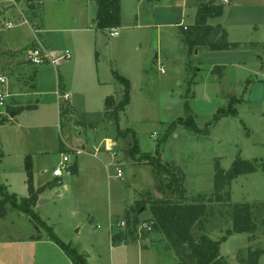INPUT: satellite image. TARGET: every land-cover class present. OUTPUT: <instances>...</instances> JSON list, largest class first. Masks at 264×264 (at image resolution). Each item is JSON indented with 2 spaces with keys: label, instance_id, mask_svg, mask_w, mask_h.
Listing matches in <instances>:
<instances>
[{
  "label": "rangeland",
  "instance_id": "374dc122",
  "mask_svg": "<svg viewBox=\"0 0 264 264\" xmlns=\"http://www.w3.org/2000/svg\"><path fill=\"white\" fill-rule=\"evenodd\" d=\"M200 1L223 4V14L209 22L221 23L235 46L190 49L185 43L184 26L195 23ZM34 5L30 9L21 2L15 7L10 0H0V76L8 81L0 83V95L7 94V105H36L15 118L3 108L9 119L0 125V183L18 198L26 196L27 158L34 185L40 186L54 178L53 169L62 154H68L78 172L63 175L60 184L44 190L35 211L63 243L84 254L88 264H137L140 243L148 245L151 255L163 246V235L156 231L126 246L112 243V232L137 200L157 198V193L164 199L207 200L214 192L217 161L227 172L232 170L230 175L237 158L264 161V0H120L117 36L98 27L96 0H41ZM36 22L47 29L50 45V58L38 65L26 57ZM66 50L69 59H63ZM52 58L61 59L52 63ZM216 66H222V74L214 71ZM57 71L68 81V101L91 118L74 113L68 124L59 114L58 101L64 99L57 98ZM120 76L129 80L130 90L119 127L135 133V158L126 152L130 138L114 141L117 125L103 115L107 96L124 97ZM220 109H236L237 115L216 121ZM189 117L198 131L184 122ZM107 141L113 144L111 150ZM64 143L83 152H61ZM145 154L176 169L178 180L183 178L182 194L175 188L158 191V181L170 177L158 175L141 158ZM226 191L232 203L264 202V170L235 175ZM228 202H212L213 213L204 223L212 239L232 227ZM136 214L143 222L151 213L147 207ZM262 220L263 212L253 240L247 233H232L221 243L229 264H247L238 257L241 252L247 256L249 248L258 251L257 264H264ZM33 237L51 240L29 215L7 205L0 217V264H72L61 248L36 243Z\"/></svg>",
  "mask_w": 264,
  "mask_h": 264
},
{
  "label": "trees",
  "instance_id": "16d2710c",
  "mask_svg": "<svg viewBox=\"0 0 264 264\" xmlns=\"http://www.w3.org/2000/svg\"><path fill=\"white\" fill-rule=\"evenodd\" d=\"M98 3V27L99 28H117L121 24L120 16V0H96ZM25 4L34 9V0H25ZM223 4L216 3H200L195 14V23L191 26H184L186 34L184 36L185 43L193 49L204 45L212 50L229 49L235 46L233 42L228 40L226 29L221 24H211L209 19L219 17L223 14ZM219 69V74H222V66L214 67V71ZM119 79L125 85L124 97L116 102L113 96H108L105 100L106 109L104 116L113 121L117 125L116 140L129 139L130 148L126 149L128 155L136 157L139 153L137 139L135 133L131 129H121L119 127L120 111L129 103L130 82L126 77L120 76ZM234 99L233 101H236ZM186 104V103H185ZM187 105V104H186ZM31 106L28 105H6L7 113L12 111L21 112ZM69 108L60 105V114L65 115L64 118L68 124L71 116L68 115ZM237 115V110L220 109L214 116V120H218L223 116ZM0 125L8 121L6 113L0 112ZM192 119V117H189ZM184 121L193 130H199L193 119L188 122ZM71 151L61 145V152ZM147 163L151 164L158 175L164 174L170 177V181L164 182L160 179L157 185L158 191L175 188L179 194L184 192L183 178L178 180L177 171L174 167H167L160 157L155 158L147 154L141 156ZM135 160V159H134ZM258 168L264 170V161L244 160L237 158L234 162V174L230 175L222 166L220 161L215 164V179L214 192L212 197L207 200L200 196L198 201L189 202L184 198H153L149 200H137L127 212L125 216L126 227L119 228L112 232L111 241L113 244H126L129 241L137 240L136 225L141 222L136 214L142 207H148L151 216L144 221H152V231L159 232L165 240V249L171 250L180 264H229L228 260L221 253V243L225 241L232 233H247L250 240H253V235L257 230V220L259 214L263 212L264 202L260 203H232L230 202V192L226 188L230 187L232 179L235 175L242 173H250ZM26 169V184L28 194L18 198L13 192H9L8 188L0 183V217H4L7 213V205L12 206L19 212L29 215L35 223L36 228L42 227L47 230L52 241H54L70 258L72 264H88L84 254L79 253L77 249L70 244H65L57 237L54 232L41 220V217L35 211V207L39 200L40 194L49 187H54L62 181L60 178H54L47 181L41 186H35L33 182V167L32 161L28 157L25 164ZM75 173L74 165L72 166ZM228 202L227 215L232 220V227L225 230V234L218 240L212 239L207 233V226L204 224L208 216L213 213L211 207L212 202ZM133 214V215H132ZM264 223V220H262ZM258 251H253L249 248L248 257L241 252L239 261L247 264H257L255 254Z\"/></svg>",
  "mask_w": 264,
  "mask_h": 264
},
{
  "label": "crops",
  "instance_id": "0c3cea01",
  "mask_svg": "<svg viewBox=\"0 0 264 264\" xmlns=\"http://www.w3.org/2000/svg\"><path fill=\"white\" fill-rule=\"evenodd\" d=\"M230 1V0H229ZM36 2H39L40 4H41V0H34V4L36 3ZM200 3H202L201 1L198 3V5L200 4ZM208 3H215V2H213V1H210V2H208ZM97 21H98V10H97ZM209 22V21H208ZM210 23V22H209ZM212 24V23H211ZM216 24H221V23H216ZM222 25V24H221ZM34 28H33V32H34V34H35V37H34V41H32L31 43H29V44H27V45H29V46H27L26 47V50L29 48V47H31L34 43H35V41H36V39L37 40H39L43 45H44V47L47 49V51H48V49H49V44H47V37L44 35V32L47 30V29H42V27L39 25V23H34ZM32 26V27H33ZM223 26V25H222ZM224 27V26H223ZM225 28V27H224ZM226 29V28H225ZM226 32H227V34H229L228 33V31H227V29H226ZM47 33V32H46ZM76 65H78V63H76L75 64V66ZM58 72V74H57V76H58V78H57V85L59 86V90H57L59 93H61V92H63V93H68L69 94V90H68V87H67V82L68 81H66V79H65V77H64V80H63V78L61 77V75H60V73H59V71H57ZM62 81V82H61ZM66 81V82H65ZM10 90H12V86H11V84H10ZM56 91V92H57ZM57 92V93H58ZM109 96H113L114 98H115V100H116V102H118V101H120L121 99H118V98H116L114 95H109ZM108 97V96H107ZM57 98L58 99H61V98H59L58 97V94H57ZM68 99H70V95H69V98ZM68 99H64L63 101H58V108H59V114H60V105L62 104H64L65 106H67L68 108H69V113H68V115H72V114H74V113H79L80 115H81V117H83L84 118V120L85 119H87L88 117H90L91 118V116H88L87 114H85V112H79L78 110H77V108L74 106V105H72L71 104V101H68ZM20 105H23V104H18V105H13V106H20ZM26 105H28V106H31V107H29V108H36V105H31V104H26ZM106 107V106H105ZM29 108H27V109H29ZM106 109V108H105ZM105 111V110H104ZM12 112H15L14 113V116L12 117V118H15L16 117V114H18V112H16V111H12ZM11 112V113H12ZM10 113V114H11ZM121 113V112H120ZM103 115H104V113H103ZM120 115V114H119ZM93 118V117H92ZM99 119V118H98ZM100 121V119L98 120V122ZM98 122H97V125H98ZM5 123V122H4ZM3 123V124H4ZM111 123L113 124V121H111ZM96 125V126H97ZM114 141H116V139H114ZM114 141H112V142H114ZM115 143V142H114ZM66 143H64V146H65V148H67L66 147ZM111 145H113L112 143H111V141H107V146H109V147H111ZM73 165H74V168H75V172L77 173L78 172V164L77 163H73ZM33 178H34V171H33ZM54 178H57V177H54ZM54 178H52V179H49V180H47V181H50V180H53ZM27 179V178H26ZM46 181V182H47ZM26 182V181H25ZM45 182V183H46ZM6 184V183H5ZM44 184V183H43ZM27 185V184H26ZM7 186V188H8V190H9V187H8V185H6ZM41 186V185H40ZM37 187V186H36ZM26 191H27V194H28V189H26ZM42 194V193H41ZM41 194H40V196H41ZM158 194V193H157ZM40 196H39V200H38V202H37V205L36 206H38V204H39V201H40ZM158 196V195H157ZM21 197H23V196H21ZM157 198H161V195L160 196H158ZM147 208V207H146ZM145 207H142L141 208V210H145L146 209ZM150 216H151V214H150ZM149 216V217H150ZM210 236V235H209ZM34 238V240L36 241V243H39V242H46V243H49L50 245H54L53 247H57V249H60V247H58L57 246V244L55 243V242H53L52 240H46V239H44V238H37V237H33ZM37 238V239H36ZM161 240H162V243H163V246H162V249H164V250H162L161 249V252H157L158 254L156 255V253L155 254H148V252L150 253V251H149V248H148V245L147 244H145V243H140V246L138 245L137 247H138V254H137V264H138V260H139V262H140V264H142V259H144L145 260V264H180L179 263V261L176 259V257L174 256V254H173V252L171 251V250H166L165 249V240H164V238H163V236H161ZM34 242V241H33ZM129 244V243H128ZM127 245V243L125 244V245H120V246H126ZM52 249H55V248H52ZM56 250V249H55ZM61 251H62V249H60ZM56 251H59V250H56ZM127 253V252H126Z\"/></svg>",
  "mask_w": 264,
  "mask_h": 264
},
{
  "label": "built area",
  "instance_id": "2783aa9c",
  "mask_svg": "<svg viewBox=\"0 0 264 264\" xmlns=\"http://www.w3.org/2000/svg\"><path fill=\"white\" fill-rule=\"evenodd\" d=\"M11 5L17 7L18 4H20L21 2H25V0H10ZM229 0H223V3H228ZM26 5V4H25ZM25 15H21L20 17H24ZM8 27H12L14 26L13 22H8L6 24ZM110 35L111 36H117L119 35V31L118 28H112L110 30ZM26 57H27V61L34 64V65H38V64H42L44 63L47 59L50 58V54L48 53V51L45 49L44 45L36 39L35 43L29 47L26 50ZM63 59H69L71 57V54L69 52V50L65 51V54L63 56ZM61 58H52L51 62L52 63H56L57 61H59ZM0 83H5L6 85L8 84L7 78L4 76H0ZM10 85V83H9ZM58 97L61 98L63 97V99H68L69 98V94L68 93H57ZM5 96L6 95H0V112H3V108L7 105L6 101H5ZM68 146V145H67ZM69 149H72L70 147H68ZM107 150H111V147L106 146ZM75 151L76 154H80L83 152L82 149L80 148H74L72 149ZM115 153H113L114 155ZM93 156H97V153H94ZM73 163L70 162L69 156L66 153L62 154V159L59 162V164L53 169V176L57 177V178H62L63 175H70L73 173V169H72ZM117 176L121 177L122 176V172L120 169L117 170ZM152 221H143V222H139V224L136 225V235L138 237H140L141 235L143 236V234L152 231ZM126 227V221L123 220L119 223V228H124Z\"/></svg>",
  "mask_w": 264,
  "mask_h": 264
},
{
  "label": "water",
  "instance_id": "95a60500",
  "mask_svg": "<svg viewBox=\"0 0 264 264\" xmlns=\"http://www.w3.org/2000/svg\"><path fill=\"white\" fill-rule=\"evenodd\" d=\"M14 116V112H12L11 114H10V117L12 118ZM232 172V170H230L228 173L230 174ZM158 196H160V194H157Z\"/></svg>",
  "mask_w": 264,
  "mask_h": 264
}]
</instances>
